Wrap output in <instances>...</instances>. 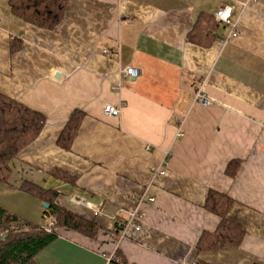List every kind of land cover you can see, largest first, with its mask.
I'll return each instance as SVG.
<instances>
[{"label": "crops", "instance_id": "obj_1", "mask_svg": "<svg viewBox=\"0 0 264 264\" xmlns=\"http://www.w3.org/2000/svg\"><path fill=\"white\" fill-rule=\"evenodd\" d=\"M227 5L238 28L229 39L231 26L215 17ZM202 15L214 33L190 41ZM0 19V92L46 117L1 182L21 192L24 180L52 188L60 204L101 226L95 238L60 229L33 264H106L112 253V264H264V0H67L53 29L0 0ZM130 65L138 76L125 77ZM200 87L209 105L196 101ZM122 102L120 115L104 112ZM75 110L85 117L63 149L57 141ZM169 148L167 172L153 180ZM210 190L231 198L239 244L198 249L220 223L206 208ZM144 192L156 201L141 205L140 230L121 238L116 222Z\"/></svg>", "mask_w": 264, "mask_h": 264}, {"label": "trees", "instance_id": "obj_2", "mask_svg": "<svg viewBox=\"0 0 264 264\" xmlns=\"http://www.w3.org/2000/svg\"><path fill=\"white\" fill-rule=\"evenodd\" d=\"M11 11L25 22L35 26L53 29L64 18L67 0H9ZM200 17L188 34L193 42L203 41L214 33L215 24ZM18 44L12 45V51ZM85 113L75 110L64 126L58 145L70 149L81 125ZM46 124L45 115L30 106L0 92V181H7L12 172L11 161L30 143L36 140ZM236 162H230L228 174L234 176L237 171ZM56 176L71 181L63 171ZM21 189L28 194L49 203L44 214L53 218L54 228L51 231L42 229V225L34 224L18 214L0 206V264H33L35 257L58 236V229L70 228L88 236L96 237L101 226L96 218L89 219L58 202L59 193L50 188L24 180ZM232 200L226 194L210 190L206 199V208L219 216L220 223L214 232H204L198 243L199 250H214L218 245L241 242L244 230L237 222L229 218ZM122 232L123 226L116 222ZM23 226V227H22ZM16 227L18 230H16ZM25 228V229H21Z\"/></svg>", "mask_w": 264, "mask_h": 264}, {"label": "built area", "instance_id": "obj_3", "mask_svg": "<svg viewBox=\"0 0 264 264\" xmlns=\"http://www.w3.org/2000/svg\"><path fill=\"white\" fill-rule=\"evenodd\" d=\"M232 13H233V7L227 5V6H223L219 8L215 14L216 20L218 22L226 24V25H230L232 28L231 33L228 35L226 39H229L233 36H237L238 34L237 22L236 20L232 18ZM0 26H1V19H0ZM104 52L107 53L108 51L104 50ZM123 72L125 74V77H130V78L136 77L140 73L137 68L131 65L127 66L123 70ZM195 99L196 101L202 103L203 105H209L211 103V100L203 92L202 87H200L197 90ZM123 106H124V102H122L119 105L108 103L104 106V112L110 116H118L121 114ZM178 135L182 137L184 136V132L182 130H179ZM171 155H172V151L169 148L165 151V154H164V157L161 163L158 166L153 167L152 169V179L153 180L160 179L166 174ZM137 201H138V204L132 211H130L128 219L123 220L121 222L123 226L121 238L126 237V233L130 228L134 230H140V228L142 227L143 219H144V213L142 211L141 205L145 202H155L156 197L150 195L147 192H144L138 197ZM83 202L92 208L95 215L101 214V208L92 206L88 201H86V199H84ZM53 227H54V220L51 217L49 218V221L46 224L42 225V228L47 231H51ZM113 258H115L114 253L109 254L107 256L106 264H112ZM195 264H200V262L196 261Z\"/></svg>", "mask_w": 264, "mask_h": 264}, {"label": "rangeland", "instance_id": "obj_4", "mask_svg": "<svg viewBox=\"0 0 264 264\" xmlns=\"http://www.w3.org/2000/svg\"><path fill=\"white\" fill-rule=\"evenodd\" d=\"M4 186V183L0 181V206H3L12 213L19 214L24 219L34 224L43 225L49 221L47 215L44 214V207L39 199L25 192L17 191L11 187L6 188ZM22 227L21 229H25ZM16 230H18L17 227ZM57 231L59 233L60 229ZM92 238H95V236Z\"/></svg>", "mask_w": 264, "mask_h": 264}, {"label": "water", "instance_id": "obj_5", "mask_svg": "<svg viewBox=\"0 0 264 264\" xmlns=\"http://www.w3.org/2000/svg\"><path fill=\"white\" fill-rule=\"evenodd\" d=\"M49 206H50L49 203H47V202H44V203H43V207H44L45 209H48Z\"/></svg>", "mask_w": 264, "mask_h": 264}]
</instances>
